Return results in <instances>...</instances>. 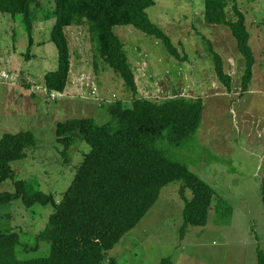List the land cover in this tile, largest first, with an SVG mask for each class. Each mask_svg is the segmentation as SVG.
<instances>
[{"label":"rangeland","instance_id":"obj_1","mask_svg":"<svg viewBox=\"0 0 264 264\" xmlns=\"http://www.w3.org/2000/svg\"><path fill=\"white\" fill-rule=\"evenodd\" d=\"M147 13L170 38L180 58L164 44L133 27H117L135 76L137 92L98 58L87 27L66 30L72 68L65 93L49 92L45 76L58 69L51 42L54 3L42 0L30 42L22 18L0 13V140L6 133L32 132L36 147L12 164L15 178L0 181V195L14 192L17 181L35 184L60 202L90 146L81 138L65 152L56 126L74 118L112 122L107 107L118 102L132 108L137 99L161 103L175 97L202 99L204 120L198 135L177 158L210 184L215 201L205 227H190L185 236L182 182L166 187L143 221L109 251L117 264H258L264 250V0H237L251 36L256 65L246 93V61L231 30L204 22L206 0H154ZM229 18L236 19L232 5ZM232 77L219 79L216 57ZM189 150L191 153H189ZM185 197L190 198L189 191ZM52 206L0 207V234L20 235L21 261L48 257L51 244L39 242Z\"/></svg>","mask_w":264,"mask_h":264},{"label":"trees","instance_id":"obj_2","mask_svg":"<svg viewBox=\"0 0 264 264\" xmlns=\"http://www.w3.org/2000/svg\"><path fill=\"white\" fill-rule=\"evenodd\" d=\"M41 1L0 0V13L21 17L32 42L34 22L43 7ZM49 1L54 3L49 18L55 20L51 42L57 47L59 58L58 69L45 76L49 92L63 94L69 84L72 55L66 30L74 26L88 28L98 58L135 92V76L125 46L115 31L117 27H133L155 37L172 56L180 58L167 34L148 16L147 11L156 4L154 0ZM231 5L236 19L229 18ZM245 20L237 0H206L204 22L228 27L245 58L244 93L253 80L256 65ZM216 62L219 79L231 89L232 77L224 72L220 56ZM106 109L112 118L108 124L98 125L93 118H74L56 126L57 142L66 153L78 138L91 148L60 202L26 181L15 182L14 192L0 195V207L22 201L27 208L36 205L54 208L38 238L39 242L51 244V254L19 260L15 252L21 243L20 235L9 232L0 234V264H117L108 259L109 251L139 226L159 201L162 191L175 182L183 183V236L190 227L208 224L216 192L176 153L198 135L204 120V100L175 97L157 103L137 99L132 108L118 102ZM36 145L32 132L4 134L0 140V181L14 179L12 164L27 158ZM187 191L190 198L185 197ZM256 252L258 264H264V250ZM161 264L174 262L166 258Z\"/></svg>","mask_w":264,"mask_h":264}]
</instances>
